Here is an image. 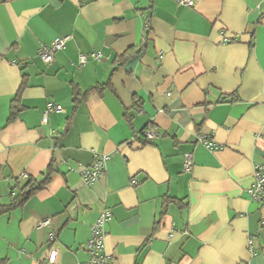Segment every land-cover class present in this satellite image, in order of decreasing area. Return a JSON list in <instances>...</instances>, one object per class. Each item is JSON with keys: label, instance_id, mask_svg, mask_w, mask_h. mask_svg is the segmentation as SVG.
Instances as JSON below:
<instances>
[{"label": "crops", "instance_id": "obj_1", "mask_svg": "<svg viewBox=\"0 0 264 264\" xmlns=\"http://www.w3.org/2000/svg\"><path fill=\"white\" fill-rule=\"evenodd\" d=\"M60 35L44 63L38 49ZM48 103L63 111L43 123ZM95 152L106 170L87 185L79 171ZM262 161L264 0H0V204L21 175L52 168L0 215L4 264H49L51 233V264H87L105 209L112 264H264V202L247 194Z\"/></svg>", "mask_w": 264, "mask_h": 264}, {"label": "built area", "instance_id": "obj_2", "mask_svg": "<svg viewBox=\"0 0 264 264\" xmlns=\"http://www.w3.org/2000/svg\"><path fill=\"white\" fill-rule=\"evenodd\" d=\"M176 3L186 6H193L194 0H174ZM70 38V35H60L55 37L51 43L48 45H43L37 51L39 58L44 63H50L53 61V56L55 52L61 50L66 41ZM88 56L98 60L100 53L98 51L91 52L89 55L80 53L78 55V65H82L87 62ZM63 109L54 103H48L45 111L42 114L41 121L45 123L47 121L48 114L51 112H61ZM140 134L143 135L144 139L147 141H152L157 137V133L153 128L145 126L141 129ZM197 141L203 144L208 149H216L219 146L214 143L213 139L208 138L203 134H197ZM108 155L105 153L95 152L93 155V160L90 164L81 166L79 174L82 181L89 185L98 181L106 170V162ZM193 166V155L191 152H186L183 155V172L191 171ZM25 175H21V178ZM251 185L247 189L248 196L256 201L264 202V161L255 163L253 165V171L251 174ZM130 183L132 185H137L139 183L136 179H131ZM110 214L108 210H103L97 219L92 223L90 227V235L86 242V251L89 255L87 264H112V259L105 253L104 243L106 236V224L109 220ZM51 225L50 218H44L37 222V227H49ZM55 234L51 233L49 235V241L51 246L47 253V262L49 264L55 261L57 250L53 246L55 241Z\"/></svg>", "mask_w": 264, "mask_h": 264}, {"label": "trees", "instance_id": "obj_3", "mask_svg": "<svg viewBox=\"0 0 264 264\" xmlns=\"http://www.w3.org/2000/svg\"><path fill=\"white\" fill-rule=\"evenodd\" d=\"M100 87L102 86L100 85V86L92 87L85 94L91 92L92 90L99 89ZM78 95H79L78 92H75V98H74L75 101L78 99L77 98ZM15 101L16 99H14L13 102L11 103L8 122L12 121L17 116V113L21 109L19 105L15 104ZM51 172H52V168L49 166L46 174L43 176L42 179H35L30 177H23L22 181L16 179L15 184L11 189L9 204L7 205L0 204V215L8 213L13 209L20 207L33 193L42 189L45 186V184L49 181ZM0 264H4V261L1 258H0Z\"/></svg>", "mask_w": 264, "mask_h": 264}]
</instances>
